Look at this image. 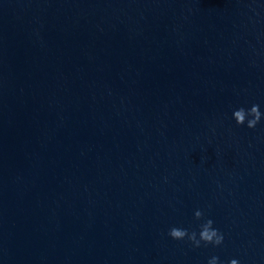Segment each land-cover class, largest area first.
<instances>
[{
    "label": "clouds",
    "instance_id": "obj_1",
    "mask_svg": "<svg viewBox=\"0 0 264 264\" xmlns=\"http://www.w3.org/2000/svg\"><path fill=\"white\" fill-rule=\"evenodd\" d=\"M232 118L235 120L236 125H246L249 129H255L256 126L264 118V113L260 111L259 104H252L251 107H239L233 110ZM194 218L197 221H203L199 224V230H189L188 228L172 226L168 229L167 235L176 241H186L193 248L220 247L224 242V234L214 227V221L210 218H205L203 211L197 209L194 212ZM207 264H222L219 257L212 256ZM227 264H239L237 259H231Z\"/></svg>",
    "mask_w": 264,
    "mask_h": 264
}]
</instances>
